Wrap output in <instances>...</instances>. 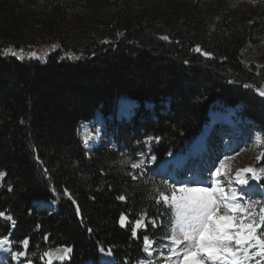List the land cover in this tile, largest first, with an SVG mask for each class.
Here are the masks:
<instances>
[{
	"label": "trees",
	"instance_id": "1",
	"mask_svg": "<svg viewBox=\"0 0 264 264\" xmlns=\"http://www.w3.org/2000/svg\"><path fill=\"white\" fill-rule=\"evenodd\" d=\"M152 1L102 0L75 32L60 31L53 21L57 13L67 20L63 5L48 4L40 15L38 0L3 3L0 211L16 224L0 219V238L10 235L13 251L23 250L20 242L28 238L32 264H47L40 254L62 246L73 249L63 264H101L99 247L112 249L115 264L148 260L144 235L163 236L172 215L155 203L154 189L165 190L167 179L153 169L190 148L216 105L238 108L239 117L264 136V96L257 91L264 90V66L240 60L248 40L264 35V0H171L158 13L151 11ZM197 45L211 56L195 52ZM9 48L42 59L3 55ZM123 97L138 104L130 122L117 121ZM98 113L111 119L113 144L88 153L79 126ZM147 137L159 138L150 143L149 158L156 160L133 180L123 162H138ZM41 202L55 203L57 210L39 209ZM141 213L155 218L157 227L149 224L133 237ZM121 214L128 217L125 226Z\"/></svg>",
	"mask_w": 264,
	"mask_h": 264
},
{
	"label": "snow or ice",
	"instance_id": "2",
	"mask_svg": "<svg viewBox=\"0 0 264 264\" xmlns=\"http://www.w3.org/2000/svg\"><path fill=\"white\" fill-rule=\"evenodd\" d=\"M162 39L168 40L169 38L165 36ZM56 47L58 46L53 45V48ZM194 51L202 53L204 57L211 56V53L202 51L198 45ZM2 54L5 56L10 54L19 60L42 59L37 56L36 52H30L25 56L23 49L16 52L9 48ZM68 56L70 59L80 58L71 53ZM257 91L260 96H264V90L257 89ZM154 140L158 142L159 138L147 137L145 144L149 145ZM83 142L85 146L88 145L87 138ZM261 142V137L257 136L256 143ZM148 151H151L150 147ZM138 156L140 157L138 162H131V158L123 162L130 166L131 170L128 175L133 180L145 175V154L141 152ZM230 158L225 156L221 159L218 166L208 170L207 176L200 171H192L190 175L181 180L173 178L172 183L165 181V190L154 189L157 192L155 203L163 204L172 212L168 218L169 228L166 232L169 243L156 242L144 235L142 250L145 254L150 257L152 246L156 244V247L163 246L168 250V259L175 257L174 264H253V262L264 264V200L252 199L258 189L264 196V185L260 184V181L264 180V167L250 166L237 171L236 183L242 187L239 192L236 187H233L229 193L222 186L221 168L224 167V160ZM260 159H264V154L257 157L258 161ZM150 160L155 161L156 157L151 156ZM4 177L5 173L0 171V181H3ZM250 181L255 183H250ZM231 183L229 180V184ZM65 194L71 197L66 189ZM118 199L125 201L126 197L120 195ZM257 206H259L258 210ZM77 212H79L78 206ZM0 219L8 221L10 227H15V219L5 211H0ZM127 221V215L121 214L119 219L121 226H125ZM149 224L154 228L157 227L156 219L147 218L145 213H141L134 221L133 237H137L140 229L146 231ZM88 231L91 232V229ZM20 243L23 250L13 251L10 235H5L0 238V251H8L17 260L25 258L21 264H32L28 253L29 239L25 238ZM98 250L102 254L101 264H105L103 257H112V249L99 247ZM72 251V247L67 246L49 248L40 254L39 259L44 261L47 258V264H54V261H60L63 264L65 260L70 259ZM160 255H163V252ZM108 264H115L114 259ZM138 264H145V261L141 260Z\"/></svg>",
	"mask_w": 264,
	"mask_h": 264
},
{
	"label": "rangeland",
	"instance_id": "3",
	"mask_svg": "<svg viewBox=\"0 0 264 264\" xmlns=\"http://www.w3.org/2000/svg\"><path fill=\"white\" fill-rule=\"evenodd\" d=\"M0 1V12H4L3 3L5 0ZM101 1L102 0H76V5H70V0H38L37 8L39 9L38 13L44 15L48 4L52 3V5L56 7L63 5V9H66L69 13L67 20H63L62 13H57L53 16V21L57 22V27L60 31L75 32L80 29L78 26L85 20L87 15L92 13L91 11L93 9L90 10L92 5L94 9H96ZM181 1L183 3H188L189 0ZM170 2L171 0H153L151 11L158 13ZM237 5V2H232L231 8H235ZM6 17L7 16H0V21L4 28L7 27L4 25V19ZM2 31V35L6 34L10 36V34H12L10 30ZM240 60L246 66H264V35L254 36L248 40L246 46L240 53ZM137 108L138 104L135 101L126 97L122 98L119 103L117 121L130 122ZM110 122L111 119L105 120L100 114H97L92 122L80 124L79 129L82 142L85 138L88 139L87 146H85L83 142L84 149L87 152H91L102 143L113 144L110 138ZM257 136L261 137L262 142L260 144L256 143ZM149 147L150 144L145 146L146 151H144V160L145 164L149 163V166H153L155 161H151L149 158ZM263 148L264 136L254 124L239 117L238 108L216 105L210 112V124L204 128L203 134L195 140L190 148L182 154L169 157L162 162L158 168L153 169V171L159 178H165L167 179V183H172L173 178L181 180L185 178V176L190 175L192 171H200L207 176L209 169H214L218 166V162L221 159L225 156H229L231 158L224 160V167L221 168L222 186H224L229 193L233 187H236L239 192L242 186L236 183L235 177L237 171L250 166L262 167L260 165L262 159L258 161L257 157L263 154ZM229 180H231V184H229ZM1 183L2 181H0V186ZM250 183L255 182L250 181ZM177 187H179V185H177ZM252 199L264 200V196L260 194L258 189L257 193L252 196ZM37 205L39 209L57 210V205L55 203L41 202ZM258 207L259 206H257V210ZM168 228L169 222H167L166 226L159 232L160 235L162 234L163 236H149V239L156 242L164 241L165 243H169L166 237ZM151 252L152 255L150 257L147 255L148 260L145 261V264H149V262H151V264H174L175 257L168 259V250L163 246L158 248L156 244H153ZM161 252H163V255H160ZM103 259L105 264L113 260L112 257L107 256H104ZM22 261H24L23 257L17 260L13 258L8 251H0V264H21Z\"/></svg>",
	"mask_w": 264,
	"mask_h": 264
},
{
	"label": "water",
	"instance_id": "4",
	"mask_svg": "<svg viewBox=\"0 0 264 264\" xmlns=\"http://www.w3.org/2000/svg\"><path fill=\"white\" fill-rule=\"evenodd\" d=\"M57 262H59V261H54V263H57Z\"/></svg>",
	"mask_w": 264,
	"mask_h": 264
}]
</instances>
